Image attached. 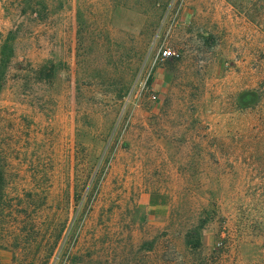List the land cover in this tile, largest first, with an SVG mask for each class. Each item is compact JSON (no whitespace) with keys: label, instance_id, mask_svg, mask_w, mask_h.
Listing matches in <instances>:
<instances>
[{"label":"rangeland","instance_id":"1","mask_svg":"<svg viewBox=\"0 0 264 264\" xmlns=\"http://www.w3.org/2000/svg\"><path fill=\"white\" fill-rule=\"evenodd\" d=\"M7 38L0 153L37 230L0 264H264V0H0Z\"/></svg>","mask_w":264,"mask_h":264},{"label":"trees","instance_id":"2","mask_svg":"<svg viewBox=\"0 0 264 264\" xmlns=\"http://www.w3.org/2000/svg\"><path fill=\"white\" fill-rule=\"evenodd\" d=\"M29 8L30 12L36 16L37 13L35 9L33 7ZM11 40V38L5 39L0 46V87L6 71L3 66H7L14 56V47L12 46ZM8 187L9 184L6 175V162L5 158L0 153V245L18 249L23 243V239L30 234L29 232H34L37 229L32 227L28 232L23 229V231H21L18 219L14 217L15 214H17L16 208L18 205L15 204L14 199L13 203L10 201V198L8 197ZM33 195L34 193L31 192L26 194V196L30 197ZM37 208L39 207L37 206ZM35 211L36 212L31 215V218H29L30 224L35 220L37 210L35 209ZM199 229H195V232H189L186 235V245L191 249H198L201 247L200 235L198 233ZM22 237L23 239H21ZM58 240V238H55L51 245H47V254L43 257L44 262L48 261V259H50L53 255ZM9 242H11V244Z\"/></svg>","mask_w":264,"mask_h":264},{"label":"built area","instance_id":"3","mask_svg":"<svg viewBox=\"0 0 264 264\" xmlns=\"http://www.w3.org/2000/svg\"><path fill=\"white\" fill-rule=\"evenodd\" d=\"M175 55V53L169 49H166L164 51L161 52V58L162 59H168L171 58Z\"/></svg>","mask_w":264,"mask_h":264}]
</instances>
